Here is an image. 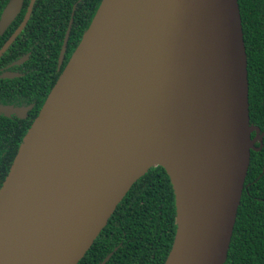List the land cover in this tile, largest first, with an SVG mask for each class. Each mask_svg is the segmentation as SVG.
I'll return each instance as SVG.
<instances>
[{
    "label": "water",
    "instance_id": "obj_1",
    "mask_svg": "<svg viewBox=\"0 0 264 264\" xmlns=\"http://www.w3.org/2000/svg\"><path fill=\"white\" fill-rule=\"evenodd\" d=\"M253 131L238 0H101L0 187V264H78L154 167L175 198L164 264H225Z\"/></svg>",
    "mask_w": 264,
    "mask_h": 264
},
{
    "label": "trees",
    "instance_id": "obj_2",
    "mask_svg": "<svg viewBox=\"0 0 264 264\" xmlns=\"http://www.w3.org/2000/svg\"><path fill=\"white\" fill-rule=\"evenodd\" d=\"M8 2L0 0V13ZM99 3L100 0L95 5H80L82 12L68 40L69 54L82 39ZM238 4L247 55L250 124L264 131V0H238ZM18 48H23L22 53L30 51L22 40L17 41L1 60L15 59ZM13 156L0 157V187ZM257 157L251 152L245 186L257 178ZM176 227L175 198L169 177L163 168H151L131 187L78 264H100L110 254L106 264H164ZM225 264H264V172L243 189Z\"/></svg>",
    "mask_w": 264,
    "mask_h": 264
},
{
    "label": "flooded vegetation",
    "instance_id": "obj_3",
    "mask_svg": "<svg viewBox=\"0 0 264 264\" xmlns=\"http://www.w3.org/2000/svg\"><path fill=\"white\" fill-rule=\"evenodd\" d=\"M37 1L31 6V0H23L20 11L7 24L3 33H0L2 48L24 24L12 45L22 40L25 49H30L22 53L23 48H18L15 51V59L10 57L1 60L7 51L0 58V106L6 109V112L0 113V157L4 155L9 159L14 154L11 165L25 134L76 49L68 53L69 37L77 16L82 12L80 5H95L98 0H44L42 3ZM259 130V134L256 131L251 133L254 149L260 148L258 151L251 150L258 156L255 167L256 179L264 172V131L260 128ZM255 180L248 182L244 188L252 185Z\"/></svg>",
    "mask_w": 264,
    "mask_h": 264
}]
</instances>
